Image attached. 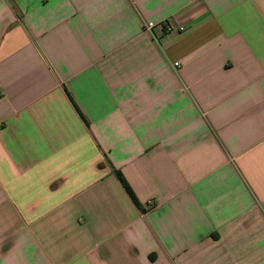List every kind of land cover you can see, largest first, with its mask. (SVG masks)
I'll use <instances>...</instances> for the list:
<instances>
[{"label":"crops","instance_id":"0c3cea01","mask_svg":"<svg viewBox=\"0 0 264 264\" xmlns=\"http://www.w3.org/2000/svg\"><path fill=\"white\" fill-rule=\"evenodd\" d=\"M0 264H264V0H0Z\"/></svg>","mask_w":264,"mask_h":264},{"label":"built area","instance_id":"2783aa9c","mask_svg":"<svg viewBox=\"0 0 264 264\" xmlns=\"http://www.w3.org/2000/svg\"><path fill=\"white\" fill-rule=\"evenodd\" d=\"M146 32L151 33L157 41H162L174 35L187 32V28L178 22L168 20L165 22H147L144 26ZM176 66H179L176 64Z\"/></svg>","mask_w":264,"mask_h":264},{"label":"trees","instance_id":"16d2710c","mask_svg":"<svg viewBox=\"0 0 264 264\" xmlns=\"http://www.w3.org/2000/svg\"><path fill=\"white\" fill-rule=\"evenodd\" d=\"M116 175L118 176L119 180L121 181L122 185L124 186V188L126 189L128 194L130 195V197L132 198V200L134 201L136 206L140 208L141 206H140V203H139L136 195L134 194V192L132 191V189L128 185V183H127L126 179L124 178V176L122 175V173L119 171H116Z\"/></svg>","mask_w":264,"mask_h":264}]
</instances>
